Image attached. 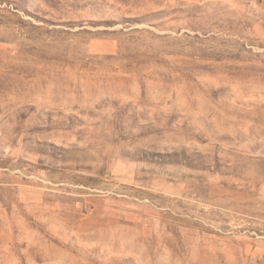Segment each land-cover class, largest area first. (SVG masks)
Here are the masks:
<instances>
[{
	"label": "rangeland",
	"instance_id": "rangeland-1",
	"mask_svg": "<svg viewBox=\"0 0 264 264\" xmlns=\"http://www.w3.org/2000/svg\"><path fill=\"white\" fill-rule=\"evenodd\" d=\"M253 170L264 0H0V264H264Z\"/></svg>",
	"mask_w": 264,
	"mask_h": 264
},
{
	"label": "bare ground",
	"instance_id": "bare-ground-1",
	"mask_svg": "<svg viewBox=\"0 0 264 264\" xmlns=\"http://www.w3.org/2000/svg\"><path fill=\"white\" fill-rule=\"evenodd\" d=\"M263 171L253 170L249 173L247 182L242 181L239 183H241V185H243V188L245 190H247L251 187V188H253L254 191H258V188H259L258 186L261 185V188H259V190H261V192L264 194V172ZM263 206H264V199L261 201V204H259L257 206H253V209L255 210V209L260 208L259 211L262 212L264 210V209H262Z\"/></svg>",
	"mask_w": 264,
	"mask_h": 264
}]
</instances>
